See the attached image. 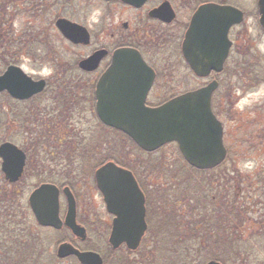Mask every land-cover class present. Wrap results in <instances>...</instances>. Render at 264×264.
I'll return each mask as SVG.
<instances>
[{"label": "rangeland", "instance_id": "1", "mask_svg": "<svg viewBox=\"0 0 264 264\" xmlns=\"http://www.w3.org/2000/svg\"><path fill=\"white\" fill-rule=\"evenodd\" d=\"M226 3L241 8L247 16L241 26L232 30L231 35L238 43L236 54H232L226 72L217 78L221 82V88L215 95L216 110H218L216 112L219 113L224 122L226 146L229 150L228 160L220 170L216 171L219 172V176H222L219 177L215 173L211 175L186 173L180 166L178 160L180 156L174 154L176 150L172 146L163 149L154 157L160 167H164V174L160 172L159 183L154 184L152 180L148 182L146 176L149 174L142 169H145L147 165H154V163H147L145 160L147 156L140 155L127 140L104 133L98 125L99 123L93 122L92 116L88 113V108L86 110V106H82L83 111L85 110L81 112L80 144L83 148L78 150V166L71 167V169L66 165L61 167L58 163L52 164L51 161L45 160L41 155L43 148L53 145L52 142L56 141L55 137H58L62 133L61 131L54 129L44 133L26 134V143L23 142V144L25 145L24 149L27 148L29 152L28 164L30 167L28 166L24 184L15 187L16 190L22 191V194L20 193L15 198L17 201L15 207L26 209L25 215L27 214L30 223L34 224L35 219L29 210L28 197L35 187L42 183H54L59 187L71 186L77 195L78 222L81 221L82 225H86L89 232L87 241L82 242L76 239L75 244L82 250L99 252L104 258L110 260L113 255L108 238L113 217L107 212L103 195L96 187L92 177V166L99 165L105 156L116 154V157L120 155V157L123 156V159L127 158V160L133 161L134 165H138L135 169L144 174V185L151 194L152 201L148 221L150 228L154 231L152 230L153 232L149 234L148 244L150 246L146 251L144 249L143 258L140 257L143 250L129 255L124 247L117 256H114L115 258L110 261V264L121 262L139 264L142 263V260L144 263V257L148 259L151 250L154 251L153 256L161 255V250L158 248L163 246L162 243L166 234L160 231L165 229V231L171 232L170 229L175 228L176 224L181 225V238L183 237L192 243L203 241L204 196L207 187L216 188V193L214 192L213 196L214 201H216L215 208L218 211L216 215L213 214V217L217 216V218L211 222L220 221L224 227L222 233L229 229H236L237 234L231 233L230 236L231 238L232 236L237 237L238 252L241 251L242 244L245 256L237 255L235 257L237 252L229 248L228 253L235 259L226 255L225 249L221 251L217 247H213L212 254L213 252L217 254L222 252L223 254L219 255L225 259V264H262L261 262H264V203L260 198L261 191H264V30L259 23L257 0H226ZM33 10L36 13L35 7ZM99 20L98 12H96L93 21L98 23ZM24 21V18L16 17L17 31H20ZM49 36H51L49 42L41 45L47 47L52 44L56 51L64 46L59 35ZM50 47L52 46L48 48ZM245 54L249 56H245ZM50 61L46 65H39L40 69L33 70V73L36 71L44 77L54 75L55 68ZM248 62H252L255 68L258 67L259 74L256 76L255 82L252 77L246 76V71L242 70ZM251 83H256V85L250 88L246 87ZM199 87H201L200 84H191L187 90ZM54 89L56 90V86L50 89V93ZM1 107L4 106L0 105L1 116L8 125L10 121L7 112L8 106L6 105L5 109H1ZM1 136L2 141L11 138H8V132H4ZM27 138H32L31 144ZM249 163L253 165L251 170L244 167ZM223 172L224 174H222ZM1 174L0 161V176ZM219 188L221 189L219 190ZM0 189L3 193L9 192L1 181V177ZM185 199H192L193 201L190 203ZM61 202L62 217L64 218L67 202L64 197ZM21 216H23L22 213ZM197 227L198 230L194 233L193 228ZM73 237L75 236L70 231L53 232L35 228L31 240L26 242V245L15 237L16 243L13 241L14 258H12L11 253L12 264H31L28 259H30L33 251L39 264H80L73 258L65 260L57 258V246L62 241L68 239L70 241ZM3 244L4 240L1 237L0 245ZM31 244L33 245L32 248L27 247ZM229 244L231 242L227 245ZM240 258L242 262L237 263ZM191 264H204V256Z\"/></svg>", "mask_w": 264, "mask_h": 264}, {"label": "flooded vegetation", "instance_id": "2", "mask_svg": "<svg viewBox=\"0 0 264 264\" xmlns=\"http://www.w3.org/2000/svg\"><path fill=\"white\" fill-rule=\"evenodd\" d=\"M210 2L229 4L220 0H0V77L5 74L9 67L17 66L33 80H44L46 82L44 92L27 99L15 98L8 91L0 92V105L4 106L1 109H5L6 105L8 106L7 112L10 119L8 125H6L0 111V146L5 142L12 143L22 150L27 157L24 174L19 182L14 184L8 182L12 190L7 193H12V200L15 205L17 204L15 198L20 193L22 194V191L16 190L15 187L24 184L30 167V164H28L29 152L27 148L24 149L25 145L23 144V142L26 143V134L44 133L54 129L61 131L62 133L55 137L56 141L52 142L53 145L43 148L41 155L45 160L51 161L52 164L58 163L61 167L66 165L71 169V167L78 166L77 154L81 147V112L85 111H83L82 106H86V110L88 108V113L92 116L91 118L94 117L96 122L95 117L98 118V85L102 77L111 69L117 51L129 50L138 53L153 71V80H149V74L152 75L150 70L149 74L146 73L141 79L144 86L151 85L146 94V106L149 108L159 107L180 95L193 91L194 89L187 90V87L191 84H200L202 88L210 81L216 80L221 88V82L217 78L223 75L224 72H211L205 78L198 76L183 51L194 14L201 5ZM37 6H42L41 10ZM33 7L36 9V13ZM96 12H98L100 18L98 23L93 21ZM173 15L174 18H172ZM18 16L25 19L20 31H17L16 28V17ZM60 19L68 20L83 28L82 40H87V42L74 43L65 38L57 27V21ZM235 27L230 30L229 34L233 46L225 68L228 66L232 54H236L238 43L231 35ZM35 35H41L42 37L59 35L64 46L56 52H49L47 47L44 46L38 48L39 45H33ZM21 36H25V45L21 52H18L16 38ZM37 40L39 43L42 42L38 38ZM44 43L45 41L42 44ZM196 44L199 45V41H196ZM54 49L56 50V48ZM195 49L197 53L200 52L197 48ZM98 53H102V56L93 70H86L80 66L82 61L92 58ZM22 55L24 57H21ZM49 60L55 68L54 75L44 77L36 71L33 73V70L40 69L39 65H46ZM125 74L128 75V71L116 74L115 85L110 90L112 94L121 91L124 92L123 96L132 98V92L136 87L130 86L125 89V82L128 78L124 77L122 79L120 77V75L125 76ZM53 82H55V85H53ZM53 86H56V90L54 89L50 93ZM79 86L82 88L81 92L77 88ZM213 108L216 110L215 96H213ZM51 110H55V114L52 115ZM216 114L221 118L219 113L216 112ZM4 132H8V138H11L2 141L1 135ZM31 140L32 138H27L30 144ZM60 144L66 147V156L55 157L57 152L55 155L52 153V156H46L49 151H56L54 149ZM152 166V170L147 172L144 169L142 170L149 174L146 176L148 182L152 180L154 184H158L160 174L159 171L154 170L155 165ZM134 174L146 196L147 223L149 225L151 194L145 188L144 174L140 171ZM92 175L96 181L95 173L92 172ZM40 185L35 187L30 195ZM64 187H69L72 190L71 192L77 201L74 188L71 186ZM64 187H60L61 199L63 197L66 199L68 208V200L63 191ZM30 195L28 197L29 210L35 219L29 204ZM20 209L22 211L26 210L24 207H20ZM113 220L114 217L112 223ZM34 225L39 230L69 231L67 229L56 230L42 227L36 220ZM85 228H87L86 225ZM29 235L31 236V231ZM72 235L74 236L73 233ZM76 239L80 240L75 236L70 241H68L69 239L62 241L57 246V251L58 247L65 242L77 247L75 244ZM30 240L31 238L27 239L26 242ZM4 242L6 247L0 248L4 252V255L0 253V257L3 256V259H1L3 262L0 264H12L11 253L12 258H14L15 249H13V245H10L8 239ZM124 247L126 248V246L121 248ZM8 251L9 255L7 256L6 252ZM34 258L37 262L35 264H39L38 258L36 256ZM68 258L75 259L72 256L66 259ZM30 259H32V255Z\"/></svg>", "mask_w": 264, "mask_h": 264}, {"label": "water", "instance_id": "3", "mask_svg": "<svg viewBox=\"0 0 264 264\" xmlns=\"http://www.w3.org/2000/svg\"><path fill=\"white\" fill-rule=\"evenodd\" d=\"M133 1V0H131ZM260 23L264 28V0H258ZM244 12L229 5H202L193 16L184 42L183 51L198 76L210 72H222L232 45L230 29L244 21ZM174 18V15L173 17ZM57 27L74 43L82 40V29L77 24L60 19ZM199 41V45L196 44ZM84 42H87L85 40ZM197 48L200 52L197 53ZM102 53L84 60L80 66L93 70ZM149 70L152 75L149 74ZM128 71L126 87L135 86L133 97L124 92L112 94L117 73ZM148 73L153 80L154 73L138 53L119 50L114 55L111 69L98 85L97 111L100 120L107 126L130 136L146 152H154L169 143H177L185 160L199 170H211L219 166L227 156L224 145V127L212 110V96L218 88L214 81L207 87L188 92L156 108L146 106V94L150 86H144L141 79ZM46 82L35 81L17 66H11L0 77V92L8 91L13 97L27 99L44 91ZM1 170L6 179L17 182L23 175L26 155L16 145L4 143L0 146ZM96 181L103 194L107 211L114 215L109 243L114 250L125 245L136 251L148 230L146 221V198L131 171L115 163H107L96 172ZM68 209L61 217V190L46 183L35 189L29 203L35 219L42 227L60 230L70 229L85 241L87 230L77 221V203L69 187L64 189ZM59 258L76 257L81 264H104L102 256L95 251H81L65 242L58 247ZM205 264H222L212 260Z\"/></svg>", "mask_w": 264, "mask_h": 264}, {"label": "trees", "instance_id": "4", "mask_svg": "<svg viewBox=\"0 0 264 264\" xmlns=\"http://www.w3.org/2000/svg\"><path fill=\"white\" fill-rule=\"evenodd\" d=\"M213 1V0H211ZM222 2L226 3V0H220ZM39 8V10H41L42 6H37ZM51 36L48 37H42L41 35H35L34 36V44L39 45L38 48H41V45L43 43V41L45 42H49V40ZM40 39L42 40L41 43H39V41L37 40ZM23 45H25V36H21V37H17L16 38V46L18 48V52H21V50L24 48ZM49 46H52L50 48H48ZM45 47V46H44ZM55 47L51 44L47 46V51L51 52H56V50L54 49ZM37 50V49H36ZM245 56H249L246 55ZM57 64V63H56ZM245 65V63H244ZM243 71H246V76L247 77H252V80H254V82L256 81V76L259 74L258 71V67L254 66V64L252 62H248L246 64L245 67H243L242 69ZM245 73V72H244ZM256 85V83H251L249 85H247L246 87L250 88V87H254ZM79 88V91H82V88L79 86L77 87ZM82 101V100H81ZM83 108V107H82ZM51 114H55V110H51ZM58 116V115H55ZM94 121V117L92 118ZM96 122L95 123H99L98 125L101 127V129L103 130L104 133L107 134H112V135H116V137L118 136L119 138L123 139V140H127V142L134 147V150L137 151L140 155H142L143 157H145V155L147 156V158L145 159L147 163H154L155 165V171H159L163 172V168L160 167V164L157 163V160L154 158L156 155H158L157 153H159L160 151H162L163 149H166L168 147H174L176 152L174 154L179 155L180 159V166L183 168V170H185L186 173L188 174H201V175H211V174H216L219 176V172H216L218 170H220V168L222 167L223 164H225L226 162H224L221 166L217 167L216 169L213 170H206V171H202V170H197L191 166H189L187 164V162L184 160L183 156L181 155L177 145L175 144H170L167 145L166 147L162 148L161 150H159L158 152L155 153H145L143 152L141 149H139L137 147V145L125 134L116 131L114 129H108L105 126H103L100 121L98 120L97 117H95ZM83 145V144H82ZM80 148H83V146H81ZM56 151H49V154H47L46 156H52V153L55 155V153L57 152V154L55 155V157L61 158L66 156L67 153V149L63 144H60L56 149H54ZM53 155V156H54ZM118 157H116V154L112 155H107L105 156L104 159H102L100 161V164L97 166H92L93 169V174L95 173V170L101 166L103 163H107L110 161H114L115 163L119 164L120 166H123L125 168L130 169L131 171H135L134 173H136V166H138L137 164H133V162H131L129 159L127 160V158L123 159V156L120 157V155H117ZM159 157V156H158ZM104 161V162H102ZM163 166V165H162ZM142 168V166H141ZM153 166L152 165H147L146 168L144 169L146 172L148 170H152ZM224 174V172L222 173ZM222 176V175H221ZM219 176V177H221ZM226 176V175H224ZM1 181L4 183V185L6 186V188L8 189V191L12 190L9 187V184L2 179L3 175L1 174ZM209 178V176H208ZM219 179H223V178H219ZM8 185H6V184ZM261 183V181H260ZM210 187L206 188V195L204 196V240L198 243H192L190 241H187L185 239H183V237L181 238V225L176 224L175 228L170 229V231H165V229L161 230L160 232H163L166 234V237L164 238V242L162 243L163 246L159 247L158 249H160V254L161 255H156L153 256L154 251L151 250V255L150 257H148V259H145L144 257V263L142 260V263L139 264H191L194 263L196 260H199L202 256H204V263L208 262L207 260H217L219 262H221L222 264H225V259L219 255V254H223L222 252H220L219 254L213 252L212 254V249L213 247H217L219 248L218 250L225 249L227 252H225L226 255H229L230 257H232L229 253H228V249L232 248L234 251H236L237 253L235 254V257L237 255H242L243 257L245 256L243 253V247L241 244V251L238 252V246L239 243H237V237H233L231 238V233H233L234 235L237 234L236 229H229L226 230L222 233V230L224 229L223 225L219 222H214L211 220H214L215 218H217V216L214 218L213 216L217 214V209L215 208V203L216 201H214V192L216 193V188L215 187H211L210 189H208ZM221 188H219L220 190ZM0 191H2L0 189ZM3 193V192H2ZM0 192V238L2 237V240L6 241V238H8V240L10 241L9 243H11V245H13V241L14 243H16V239L19 240L22 244L26 245V240L31 238L32 235L34 234V230H35V225L30 223L28 218H27V214L25 215V211L21 210L20 208H16L15 207V202L12 200V193H4L2 194ZM190 197V196H189ZM189 197H185V198H189ZM261 201H263L264 203V191H261ZM187 201H189L190 203H192L191 201H193L192 199H185ZM194 206H193V213H194ZM21 213L23 216H21ZM215 213V214H214ZM19 214V215H18ZM214 214V215H213ZM22 217V218H21ZM82 223V222H80ZM153 229L150 228L147 236L145 237L141 247L136 251V252H131L129 250L126 249V251L128 252V254H134V253H139L141 252L140 257L143 256V254L145 253L146 249L150 246L148 244V240H149V234L152 233ZM198 230L197 228H193L194 233H196V231ZM31 231V236L29 235V232ZM181 231V232H180ZM222 235V237H221ZM229 242H231V244L227 245ZM6 243L4 242L3 245L0 246H5ZM197 245V246H196ZM32 244L28 245L27 247L32 248ZM6 247V246H5ZM8 247V246H7ZM24 247V248H27ZM3 248V247H0ZM145 249V251H144ZM123 250V248H121L118 251H114L111 250L112 252V258L110 260H108V258H104L105 264H110V261H112L115 257L117 256L118 252ZM1 255H4L3 251L0 250ZM204 253V255H202ZM212 254V255H211ZM6 255H9V251L6 252ZM34 251L32 252V258L33 259H28V262H31L32 264L37 263L36 259L34 258ZM107 257V256H106ZM232 257V258H235ZM143 258V257H142ZM3 256L0 257V263L3 262ZM236 259V258H235ZM108 260V261H107ZM161 262V263H160ZM242 262V259H238L237 263ZM262 264H264V262H261ZM119 264H132L129 262H121Z\"/></svg>", "mask_w": 264, "mask_h": 264}, {"label": "clouds", "instance_id": "5", "mask_svg": "<svg viewBox=\"0 0 264 264\" xmlns=\"http://www.w3.org/2000/svg\"><path fill=\"white\" fill-rule=\"evenodd\" d=\"M244 167L248 170H251L253 165L251 163L244 165Z\"/></svg>", "mask_w": 264, "mask_h": 264}]
</instances>
